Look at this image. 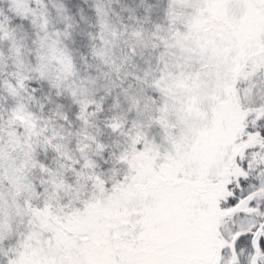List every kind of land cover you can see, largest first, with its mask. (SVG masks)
<instances>
[{
    "label": "snow or ice",
    "instance_id": "obj_1",
    "mask_svg": "<svg viewBox=\"0 0 264 264\" xmlns=\"http://www.w3.org/2000/svg\"><path fill=\"white\" fill-rule=\"evenodd\" d=\"M0 264H264V0H0Z\"/></svg>",
    "mask_w": 264,
    "mask_h": 264
}]
</instances>
